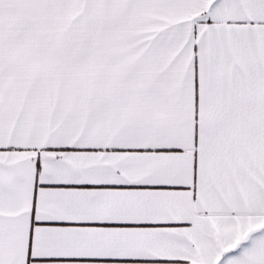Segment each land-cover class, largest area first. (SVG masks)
<instances>
[{"label": "snow or ice", "instance_id": "6c2138e0", "mask_svg": "<svg viewBox=\"0 0 264 264\" xmlns=\"http://www.w3.org/2000/svg\"><path fill=\"white\" fill-rule=\"evenodd\" d=\"M0 264H264V0H0Z\"/></svg>", "mask_w": 264, "mask_h": 264}]
</instances>
